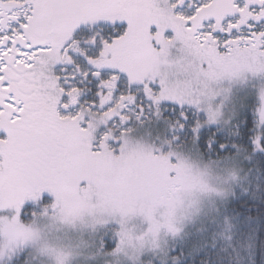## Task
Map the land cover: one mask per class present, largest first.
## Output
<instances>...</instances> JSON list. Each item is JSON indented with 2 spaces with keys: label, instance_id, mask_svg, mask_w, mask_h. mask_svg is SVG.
I'll use <instances>...</instances> for the list:
<instances>
[{
  "label": "snow or ice",
  "instance_id": "obj_1",
  "mask_svg": "<svg viewBox=\"0 0 264 264\" xmlns=\"http://www.w3.org/2000/svg\"><path fill=\"white\" fill-rule=\"evenodd\" d=\"M0 264H264V0H0Z\"/></svg>",
  "mask_w": 264,
  "mask_h": 264
}]
</instances>
